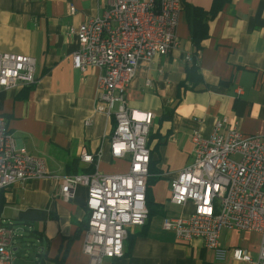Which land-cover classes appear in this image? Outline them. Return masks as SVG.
Wrapping results in <instances>:
<instances>
[{
	"label": "crops",
	"instance_id": "1",
	"mask_svg": "<svg viewBox=\"0 0 264 264\" xmlns=\"http://www.w3.org/2000/svg\"><path fill=\"white\" fill-rule=\"evenodd\" d=\"M106 5V0H0V53L37 62L34 86L0 87V115L16 145L43 158L51 174H88L95 165L105 175L130 169V157L111 156L114 118L96 112L102 70L80 72L73 65L79 41L69 29L101 16ZM192 9L208 16V37L199 50L192 39ZM177 35L180 47L142 61L126 92L132 110L155 115L148 139L151 178L159 174L148 187L154 215L145 226L130 228L123 258L102 264H255L260 234L224 230L220 245L226 256L220 260L202 240L184 242L165 231L163 221L193 211L191 204L172 205L169 197L171 182L194 160V133L208 138L216 121L228 118L246 135H264V0H182ZM84 153L95 163L82 162ZM58 191L49 178L0 191V227L15 234L13 264H90L83 253L87 188L79 186L71 202ZM236 248L254 263L235 261Z\"/></svg>",
	"mask_w": 264,
	"mask_h": 264
},
{
	"label": "built area",
	"instance_id": "2",
	"mask_svg": "<svg viewBox=\"0 0 264 264\" xmlns=\"http://www.w3.org/2000/svg\"><path fill=\"white\" fill-rule=\"evenodd\" d=\"M103 14L69 33L79 41L73 65L80 72L99 68L96 112L114 118L110 139L114 159L130 157L125 174H51L46 161L19 148L0 115V191L15 184L49 178L59 186V197L71 202L79 186L87 188L89 213L83 253L90 264L121 259L130 228L146 225L151 152L148 139L155 115L132 110L126 92L142 61L167 55L180 47L177 35L182 0H106ZM71 16L76 9L69 6ZM191 61V58H187ZM37 62L33 57L0 53V87L15 90L34 86ZM90 123L87 122V125ZM194 160L170 184L169 201L176 207L191 204L188 217L165 218L163 229L179 240L200 239L218 259L226 251L220 239L233 229L262 236L255 264H264V135H246L228 118L216 121L212 134L192 136ZM82 162L95 158L82 154ZM96 167V165H95ZM14 232L0 227V264H13ZM237 262L254 263L246 251H232Z\"/></svg>",
	"mask_w": 264,
	"mask_h": 264
},
{
	"label": "trees",
	"instance_id": "3",
	"mask_svg": "<svg viewBox=\"0 0 264 264\" xmlns=\"http://www.w3.org/2000/svg\"><path fill=\"white\" fill-rule=\"evenodd\" d=\"M218 0H216V4H217ZM191 13V20H192V39H193V43L195 45V47L199 50L200 48V44L203 40H205L208 37V25H207V15L200 11V10H196V9H192L189 11ZM193 70H196V67L193 66L192 67ZM150 166H151V162H150ZM95 166L91 167L89 174L93 173L95 171ZM150 174L155 175V173L153 174L151 169H150ZM159 176V174H157ZM155 178H149L148 180V186H150V184L152 183L153 179H158L159 177ZM147 207L149 209V219L147 221V223L150 221L151 217L154 215V212L152 211V209H150V201H149V188L147 191ZM146 223V224H147ZM128 236H129V232H128ZM128 238V237H127Z\"/></svg>",
	"mask_w": 264,
	"mask_h": 264
}]
</instances>
